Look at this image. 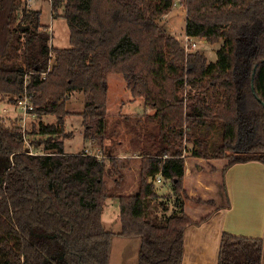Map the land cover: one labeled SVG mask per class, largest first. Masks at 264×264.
Returning a JSON list of instances; mask_svg holds the SVG:
<instances>
[{
    "label": "trees",
    "instance_id": "16d2710c",
    "mask_svg": "<svg viewBox=\"0 0 264 264\" xmlns=\"http://www.w3.org/2000/svg\"><path fill=\"white\" fill-rule=\"evenodd\" d=\"M70 46L50 44L41 9L0 0V104L28 96L31 129L0 114V264H110L113 240L140 237L139 264H182L194 220L186 158L264 164V0H180L188 38L223 41L218 59L186 47L162 21L176 0H49ZM120 73L147 111L126 114L132 153L110 127L108 76ZM85 96L83 136L99 151L67 153L70 97ZM54 116V121H44ZM8 121V122H7ZM120 123V122H118ZM29 139L32 152H25ZM112 138V142L110 139ZM139 158L138 189L114 193ZM170 182L160 193L158 175ZM119 201L121 230L102 220ZM170 204H172L169 212ZM264 238L224 231L217 264H263Z\"/></svg>",
    "mask_w": 264,
    "mask_h": 264
},
{
    "label": "rangeland",
    "instance_id": "374dc122",
    "mask_svg": "<svg viewBox=\"0 0 264 264\" xmlns=\"http://www.w3.org/2000/svg\"><path fill=\"white\" fill-rule=\"evenodd\" d=\"M25 5V0L19 4V13L21 14V7ZM30 7L41 9V21L44 24L51 26L50 44L56 47L70 46L69 28L64 16H53L51 4L49 0H33ZM162 21L166 24L169 32L176 35L184 44L187 41L186 8L179 2L174 4L169 12L168 19L163 18ZM195 44V46L193 45ZM190 49H198L204 52L209 62H215L218 59V50L222 46L223 41L210 43L204 39L191 38L189 40ZM109 91H108V115L110 127H116L119 134H114L112 138L120 141L119 149L121 154L132 153V144L129 143L131 139V132H126L128 125L123 123V117L126 114L139 115L148 110L143 98H134L127 88L126 81L120 73H111L108 76ZM85 96L81 92H75L69 99L68 109L72 111L66 116V130L72 131L69 137L63 138L64 150L67 153H80L82 151L95 152L99 147L98 142H90L85 140L83 136V122L79 111L83 109ZM0 114L7 120L19 118L20 122L22 116V109L18 104H8L5 99L0 104ZM36 118L30 114L27 117L26 128L31 129V123ZM44 121H54V116H44ZM8 122V121H7ZM120 122V123H118ZM47 136L40 134H30L29 139H44ZM112 138L110 142H112ZM121 156V159L123 157ZM187 160L191 161L193 165V174L188 180V185L195 188L198 173L202 181L210 186H202L201 189H196L198 195L206 193L210 199L209 204H205L203 199L199 201L198 213L196 218L205 216L206 214L213 215V218L218 217L226 220L225 230L237 234H250L252 228L257 227L264 219L258 218L256 213H264V164L256 161L246 163H238L230 167L227 172H223L225 160H207L200 162V158L188 156ZM128 165L125 167V182L122 187L118 188L114 193L127 191L135 192L138 189V164L139 159H129ZM200 163V166L199 164ZM211 164V165H210ZM156 184L160 193H169L171 190L170 182L156 180ZM198 197V196H195ZM191 200V199H189ZM198 201L191 200L192 205ZM172 204H170L169 212ZM254 214V215H253ZM210 216V217H211ZM264 217V214H263ZM102 218L105 227L108 230L120 231L121 222L119 216V201L117 197H109L105 203ZM118 236V235H116ZM115 236V237H116ZM253 236V235H250ZM114 237V238H115ZM131 247L129 250V264H137V257L140 245V237H131ZM113 246V245H112ZM112 257V253H111ZM111 263V262H110Z\"/></svg>",
    "mask_w": 264,
    "mask_h": 264
},
{
    "label": "crops",
    "instance_id": "0c3cea01",
    "mask_svg": "<svg viewBox=\"0 0 264 264\" xmlns=\"http://www.w3.org/2000/svg\"><path fill=\"white\" fill-rule=\"evenodd\" d=\"M168 17H169V12L163 16V18L165 19H168ZM50 29H51V26H50ZM29 147L32 149V146H29ZM95 152L96 153L99 152V148L95 150ZM126 156H130V155H125V156L123 155L122 158ZM135 159H139V158L135 157ZM199 160H201L200 162L204 161V159H199ZM207 162H210V161H207ZM191 163H192L191 161L186 160V172L184 176L185 187L187 188L188 193L191 197L198 196L196 198H199L200 199L199 201L203 199L205 201L203 203L209 204L210 199L207 195V191L206 193H203L204 195H198V193H196L197 190H195V188L201 189L202 186L209 187V189L206 188L207 190L211 189L209 185L205 184L202 181V179L200 178V173H198L197 175V179H196L197 181L195 183L196 187L191 188L188 185V180H190L193 174V165ZM197 164H199L200 166V163H197ZM229 169L230 167L225 172H227ZM191 200L186 201L185 210L191 216L192 219L199 220L201 217L196 218L195 214L198 213L197 212L198 208L200 204H202V202L200 203L198 201L195 205H192ZM263 214L264 213L255 212V215L259 219L260 218L264 219ZM210 216L211 215H209L207 219L202 220L201 222L192 223L187 227L186 233H185V252H184V259H183L182 264H217L218 263L221 237H222L223 232L226 231L225 230L226 220L218 218V217L213 218V215L211 217ZM251 231L252 232L248 234L249 236L253 235L255 237L264 238V220L260 222L257 227L254 226ZM116 232H119V231H116ZM238 235H243V234H238ZM130 238L131 237H121L119 235L114 238L113 246H112V257L110 259V262H111L110 264H129L130 263V260H129L130 258L129 250L131 247ZM138 254H139V251H138ZM137 264H139L138 257H137ZM263 264H264V252H263Z\"/></svg>",
    "mask_w": 264,
    "mask_h": 264
},
{
    "label": "built area",
    "instance_id": "2783aa9c",
    "mask_svg": "<svg viewBox=\"0 0 264 264\" xmlns=\"http://www.w3.org/2000/svg\"><path fill=\"white\" fill-rule=\"evenodd\" d=\"M33 0H26L27 2V5L30 6L31 2ZM180 0H176L175 1V4L177 2H179ZM50 28V27H49ZM189 38H187V41H186V47L189 48ZM193 45L195 46V44L193 43ZM18 106L22 109V116H21V122L20 124L26 128V125H27V117L31 114L30 110L33 109V104L31 103V101L29 100V97L26 95L22 98H20L18 100ZM26 144L29 146L28 144V141L26 142ZM30 152H32V149L30 148ZM96 155L99 157V158H103V156L101 155L100 151L96 153ZM158 182H161L162 181V176L159 174L157 179H156Z\"/></svg>",
    "mask_w": 264,
    "mask_h": 264
},
{
    "label": "water",
    "instance_id": "95a60500",
    "mask_svg": "<svg viewBox=\"0 0 264 264\" xmlns=\"http://www.w3.org/2000/svg\"><path fill=\"white\" fill-rule=\"evenodd\" d=\"M25 152H30V147L27 144H25Z\"/></svg>",
    "mask_w": 264,
    "mask_h": 264
}]
</instances>
